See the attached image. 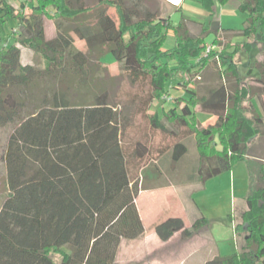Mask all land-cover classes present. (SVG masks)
Instances as JSON below:
<instances>
[{"label": "trees", "instance_id": "1", "mask_svg": "<svg viewBox=\"0 0 264 264\" xmlns=\"http://www.w3.org/2000/svg\"><path fill=\"white\" fill-rule=\"evenodd\" d=\"M36 1L32 9L37 16L47 15L48 6L55 8L51 17L59 32L50 40L35 36L23 20L11 41L5 29L23 19L27 3L22 1L19 11L10 0H0V129L10 128L2 155L8 193L0 206V264H115L122 241L145 232L136 199L147 188L130 178L121 113L106 89L91 98L85 87L88 92L78 96L92 80L89 56L74 47L70 33L60 31L63 21L74 22L72 31L86 41L89 54L99 59L109 54L134 80L149 79L152 91L142 111L168 95L170 81L179 79L186 85L184 75H195L220 59L222 73L234 80V87L222 83L204 97L189 89L188 99L177 98L178 105L163 113L167 123L157 113L148 117L164 132L178 135L176 127L185 126L198 133L200 157L216 161L200 169L202 182L238 161L247 162L250 190L235 225L237 235H244L243 243L237 252L217 255L205 264H264V160L251 155L248 147L264 134V116L254 107L256 92L241 84L252 77L264 86V59L248 63L243 77L234 60L238 47L208 52L206 43L210 35L218 38L230 30L214 16L219 4L231 0H201L208 16L196 36L185 26V18L173 26L156 11L141 12L142 0H129L131 6L125 0H98L93 7L83 0ZM110 9H115L117 19ZM239 9L248 13L241 35L259 42L264 54V0H244ZM168 27L173 28L175 42L165 49ZM243 45L252 50L249 43ZM24 46L34 50L36 61L46 55L44 67L23 64ZM199 105L220 121L198 130L194 109ZM217 137L222 150L216 149ZM187 150L177 142L172 159L179 161ZM137 152L146 155V145L139 144ZM207 223L201 217L188 228L183 218L168 217L155 232L164 242L178 232L188 240ZM56 253L60 260L54 258Z\"/></svg>", "mask_w": 264, "mask_h": 264}, {"label": "rangeland", "instance_id": "2", "mask_svg": "<svg viewBox=\"0 0 264 264\" xmlns=\"http://www.w3.org/2000/svg\"><path fill=\"white\" fill-rule=\"evenodd\" d=\"M10 1L19 11H21L22 1L27 3V7L22 11L23 19L19 18L7 25L5 32L9 35L6 36L11 38L14 34L18 35L20 29L17 24L24 20L34 35L44 41L56 37L59 32L57 20L51 17L55 12L54 7L46 8L47 15L37 16L32 9L37 3L36 0ZM70 1L72 4L76 3V0ZM83 1L86 5L93 7L98 0ZM243 1L231 0L226 5L219 4L214 17L219 18L222 25L230 30L221 33L218 38L210 35L206 43L208 52L211 49L221 52L225 48L232 51L234 47H238L234 60L241 75L246 77L248 63L256 65L262 62L264 54L259 42L241 35L240 30L246 26L248 17V13L237 6ZM125 2L126 5L131 6L129 0ZM138 8L141 12L146 9L156 11L161 20L166 21L169 18L173 26L185 18V26L195 36L200 34L202 23L206 22L208 16L201 0H181L180 4L167 0H142ZM109 13L117 19L115 9H110ZM89 23H94V18H90ZM74 25V22L63 21L60 31L70 33L74 40V47L87 53L89 68L92 72L90 84L84 86L78 96L87 91L85 87L89 88L91 98L104 89L110 93L111 100L117 104L123 120L124 129L121 139L129 163L130 178L132 181L139 182L141 188H147L142 189L136 199L145 232L137 240L122 241L115 264H205L212 256L237 252L243 243L244 235H237L235 225L246 209L245 198L250 190L247 162L238 161L230 170L202 182L200 169L204 170L216 161L200 157L198 133L191 132L185 126L176 127L178 135L164 132L153 126L148 117L157 113L167 123L163 113L178 105L177 98L188 99L189 89H195L199 97H204L208 96L212 88L222 83L234 87V80L229 81L224 77L220 59L217 58V65L209 62L195 75L191 73L184 75L186 85L183 81L180 83L179 79L170 81L166 87L167 97L152 101L148 109L142 111L144 102L152 91L149 79L134 80L124 71L123 65L116 62L109 54L101 59L97 57V54H89L86 41L72 31ZM166 30L165 49L173 47L175 42L173 28L168 27ZM10 40L13 41V38ZM244 42L252 45V50H248L243 45ZM44 56L46 57L45 54ZM44 56L43 59L39 58L36 61L34 50L29 46L22 47L23 64L35 63L44 67ZM171 65L176 64L172 62ZM256 74L255 71L254 75ZM241 84H246L256 92L253 104L264 116V86L252 77L244 78ZM40 87L39 90L35 89L36 94L39 93ZM74 89L72 88V91L76 93ZM246 105L249 108V100L246 101ZM247 114L252 116L251 111ZM194 116L197 119L198 130H206L211 124L220 121V118L203 112L200 105L195 107ZM9 133L10 128L0 129V206L8 193L6 166L2 155ZM216 140V149L222 150L223 144L220 138L217 137ZM177 142H183L188 150L179 161H174L172 150ZM139 144L146 145L148 150L146 155L141 156L137 152ZM248 147L251 155L264 160V134L248 143ZM168 217L183 218L188 228L201 217H205L208 223L188 240L183 239L178 232L170 241L162 243L155 232V226ZM53 256L56 260L61 259L59 253Z\"/></svg>", "mask_w": 264, "mask_h": 264}, {"label": "bare ground", "instance_id": "3", "mask_svg": "<svg viewBox=\"0 0 264 264\" xmlns=\"http://www.w3.org/2000/svg\"><path fill=\"white\" fill-rule=\"evenodd\" d=\"M167 1H170V2L175 3V4H180L181 3V0H167Z\"/></svg>", "mask_w": 264, "mask_h": 264}, {"label": "crops", "instance_id": "4", "mask_svg": "<svg viewBox=\"0 0 264 264\" xmlns=\"http://www.w3.org/2000/svg\"><path fill=\"white\" fill-rule=\"evenodd\" d=\"M237 6H238V8H239V4H238ZM171 239H172V238H171ZM171 239H170V240H171ZM135 240H137V239H135ZM170 240H168V241H170ZM131 241H134V240H131ZM168 241L164 242V241H161V240H160V242H162V243H167ZM216 256H217V255H216ZM213 257H215V256H212L211 258H213ZM208 260H209V259H208ZM208 260H207V261H208ZM205 263H206V262H205Z\"/></svg>", "mask_w": 264, "mask_h": 264}, {"label": "built area", "instance_id": "5", "mask_svg": "<svg viewBox=\"0 0 264 264\" xmlns=\"http://www.w3.org/2000/svg\"><path fill=\"white\" fill-rule=\"evenodd\" d=\"M165 97H167V96H165ZM165 97H164V98H165Z\"/></svg>", "mask_w": 264, "mask_h": 264}]
</instances>
